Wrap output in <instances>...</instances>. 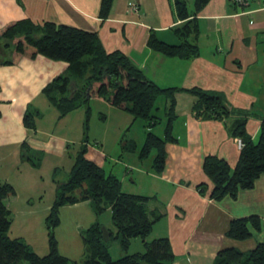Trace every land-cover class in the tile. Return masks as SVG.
<instances>
[{"label": "crops", "instance_id": "obj_1", "mask_svg": "<svg viewBox=\"0 0 264 264\" xmlns=\"http://www.w3.org/2000/svg\"><path fill=\"white\" fill-rule=\"evenodd\" d=\"M101 3L102 0H0V25L30 19L39 25L51 21L93 32L108 53L122 51L128 55L148 80L161 88L179 89L174 93V140L166 143L164 170L156 172L154 162L144 167L143 161L149 156L142 159L139 154L142 166L138 164L136 172L140 182L133 178L136 184L125 189L122 181L125 192L154 197L153 207L162 216L151 233L157 235L155 238L170 239L175 254L173 264H213L224 248L249 252L264 243V174L253 188L242 189L235 197L227 194L217 199L212 194L214 183L204 170L207 155L225 159L233 168L237 166L242 149L233 133L240 120L244 121V131L254 141L259 139L264 121V0H209L197 15L198 31L190 37L198 45L199 54L188 59L166 56L149 44L152 35L171 44L182 42L174 31L183 24L174 0H114L106 18L100 14ZM6 44L0 38V45ZM13 48V44L6 47L4 60ZM69 70L68 62L43 55L0 64V182L12 184L15 195L18 188L14 179H33L42 172L48 154L58 157L59 162L70 153V140L62 126L72 112L62 116L45 93L56 77ZM192 89L220 97L227 113L219 118L198 116L195 106L199 98ZM171 105L172 99L166 96H160L154 104L153 112L161 124L153 131L161 137L165 135ZM27 113L33 115L32 125L25 121ZM144 126L146 138V123ZM133 145L129 150L137 151L138 144L133 141ZM24 146L32 151L33 160H40L39 166L23 158ZM87 148V157L106 170L105 154L90 144ZM129 166L128 172L134 171L135 166ZM57 170L55 164L54 173ZM54 173L51 178L57 197L58 182L62 180L56 179ZM11 196L5 202L12 211ZM251 215H258L261 224V229L256 230L249 223L251 238L240 240L228 235L234 218ZM28 244L40 255L49 252V245L39 249L32 242Z\"/></svg>", "mask_w": 264, "mask_h": 264}, {"label": "trees", "instance_id": "obj_2", "mask_svg": "<svg viewBox=\"0 0 264 264\" xmlns=\"http://www.w3.org/2000/svg\"><path fill=\"white\" fill-rule=\"evenodd\" d=\"M209 0H194V8L190 10L188 0H174L177 15L183 24L175 28V33L182 39L181 43L171 44L161 41L152 35L149 44L166 56L192 58L199 54V47L190 40L192 33L198 31L197 15ZM114 0H102L100 14L108 17ZM0 38L5 39L9 47L14 48L7 56L5 45H0V64H14L23 57L34 58L43 55L51 59L62 60L70 64L65 75L56 77L49 84L45 93L48 99L58 108L62 116L88 105L91 97L97 96L108 100L112 105L130 112L134 120L142 119L148 129L144 144L140 150V158H147L153 150L157 151L154 169L161 173L166 163V143L174 140L172 126L176 118L174 111V93L176 88H161L148 80L144 72L137 67L131 58L122 51L108 53L97 34L77 27L45 22L35 24L30 19L13 20L0 25ZM85 84L84 87L78 83ZM50 88L69 91L70 95L57 98ZM199 98L195 106L198 116L208 115L219 118L228 111L223 100L215 94L200 89L190 90ZM160 96L172 99L167 113L165 135H157L153 129L161 124L160 117L153 112L155 101ZM25 121L33 124V115L26 114ZM244 121H239L234 136L244 141L240 160L233 168L227 160L215 155H207L204 170L214 183L213 197L222 198L229 194L237 196L242 189H250L256 180L264 174V121L259 139L254 141L244 131ZM127 145V147H126ZM124 145L133 149L134 145ZM87 140L83 141L74 157V163L67 181L58 182L57 197L47 216L49 228V252L39 255L22 237H11L12 211L5 200L16 194L14 186L8 182H0V264H173L175 254L168 237L154 238L145 242L143 252L127 254L114 259L103 237L102 225L99 221L92 224L83 234V242L89 254L81 262L72 261L59 249L54 229L60 223V207L67 204L91 202L94 211L99 215L104 209L111 208L116 232L109 230L112 236L120 239L123 248L129 247L133 237H147L153 230L162 213L153 207L154 197L127 193L122 189L121 178L107 172L96 162L87 157ZM32 156V157H31ZM23 158L31 160L35 166L40 160H33L32 151L24 146ZM249 223L256 230L261 229L258 215L234 218L228 235L235 239H248L253 235ZM213 264H264V243H258L249 252L237 248H224L218 252Z\"/></svg>", "mask_w": 264, "mask_h": 264}, {"label": "rangeland", "instance_id": "obj_3", "mask_svg": "<svg viewBox=\"0 0 264 264\" xmlns=\"http://www.w3.org/2000/svg\"><path fill=\"white\" fill-rule=\"evenodd\" d=\"M188 2L190 10H192L194 0H188ZM78 86L84 87L85 84L84 82L78 83ZM50 92L57 98L64 94L70 95L68 90L64 93L59 88H50ZM87 107L88 105H81L64 120L66 124L62 128L70 140L68 145L70 153L66 154V158L58 162V157L48 154L45 159L46 165L41 166L44 168L38 174L39 176L37 175L33 179L18 176L19 179H14L18 194L11 196L10 202L12 224L9 233L11 237H22L26 239L27 243L32 242L39 249L47 248L49 228L46 218L50 212L49 208L56 200V189L51 178L54 173L53 169L56 164L58 170L54 173L55 178L67 181L70 177L71 164L74 161L71 155L77 154L85 140H87V144L95 146L105 154L106 170L117 174L124 182L125 189L140 182L136 168H138V164L142 166L139 163V152L145 140L146 128L144 125L146 122L142 119L134 120L130 112L112 105L102 97H91L89 108ZM43 124L45 123L43 122ZM46 126L49 127L50 122ZM163 128L164 126L160 129ZM133 141L138 144L137 151L126 148V144H132ZM156 153L157 151L153 150L149 157L143 161L144 167L153 164ZM129 164L135 166L134 171L130 169L128 172ZM42 177L44 178L43 182ZM133 178H136L135 184ZM30 199L33 203H28ZM59 217L60 223L55 227L54 234L58 240L60 251L62 254H68L72 261L81 262L89 254L82 236L84 231L96 221L114 233L116 232L111 208H106L97 215L89 201L60 207ZM155 236L157 235L150 233L145 238L133 237L128 249L125 250L120 239L115 238L114 235L108 240L109 250L114 259L127 254L143 252L146 249L145 242L153 240Z\"/></svg>", "mask_w": 264, "mask_h": 264}, {"label": "built area", "instance_id": "obj_4", "mask_svg": "<svg viewBox=\"0 0 264 264\" xmlns=\"http://www.w3.org/2000/svg\"><path fill=\"white\" fill-rule=\"evenodd\" d=\"M133 8H135L136 10L138 9L137 5H133ZM236 143L239 148L242 149L244 147V141L241 138H236Z\"/></svg>", "mask_w": 264, "mask_h": 264}, {"label": "water", "instance_id": "obj_5", "mask_svg": "<svg viewBox=\"0 0 264 264\" xmlns=\"http://www.w3.org/2000/svg\"><path fill=\"white\" fill-rule=\"evenodd\" d=\"M102 230H103V237L104 239L107 241L110 238V232L108 231V229L105 226H102Z\"/></svg>", "mask_w": 264, "mask_h": 264}]
</instances>
